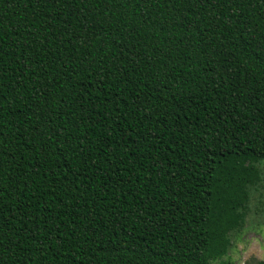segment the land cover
<instances>
[{"label":"trees","instance_id":"trees-1","mask_svg":"<svg viewBox=\"0 0 264 264\" xmlns=\"http://www.w3.org/2000/svg\"><path fill=\"white\" fill-rule=\"evenodd\" d=\"M262 190L264 0H0V264H228Z\"/></svg>","mask_w":264,"mask_h":264},{"label":"rangeland","instance_id":"rangeland-1","mask_svg":"<svg viewBox=\"0 0 264 264\" xmlns=\"http://www.w3.org/2000/svg\"><path fill=\"white\" fill-rule=\"evenodd\" d=\"M255 194L246 228L239 234L229 255L222 259L228 264H258L264 262V190ZM211 264H219L213 262Z\"/></svg>","mask_w":264,"mask_h":264}]
</instances>
